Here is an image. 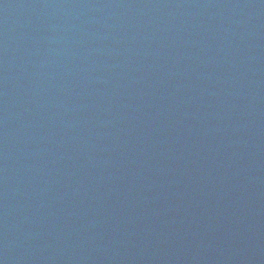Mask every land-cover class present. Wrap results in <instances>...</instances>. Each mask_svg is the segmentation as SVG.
<instances>
[{
    "label": "water",
    "instance_id": "95a60500",
    "mask_svg": "<svg viewBox=\"0 0 264 264\" xmlns=\"http://www.w3.org/2000/svg\"><path fill=\"white\" fill-rule=\"evenodd\" d=\"M0 264H264V0H0Z\"/></svg>",
    "mask_w": 264,
    "mask_h": 264
}]
</instances>
